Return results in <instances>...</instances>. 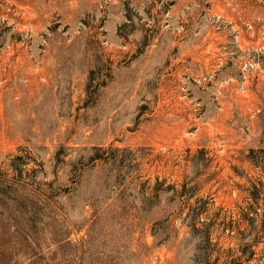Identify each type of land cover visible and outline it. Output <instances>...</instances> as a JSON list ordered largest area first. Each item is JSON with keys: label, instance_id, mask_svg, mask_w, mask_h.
I'll list each match as a JSON object with an SVG mask.
<instances>
[{"label": "rangeland", "instance_id": "374dc122", "mask_svg": "<svg viewBox=\"0 0 264 264\" xmlns=\"http://www.w3.org/2000/svg\"><path fill=\"white\" fill-rule=\"evenodd\" d=\"M100 1L0 0V264H264V0Z\"/></svg>", "mask_w": 264, "mask_h": 264}, {"label": "built area", "instance_id": "2783aa9c", "mask_svg": "<svg viewBox=\"0 0 264 264\" xmlns=\"http://www.w3.org/2000/svg\"><path fill=\"white\" fill-rule=\"evenodd\" d=\"M227 25H229L227 23ZM230 26V25H229ZM245 27L248 30H252V25L251 24H246ZM12 30L13 27L12 25L8 24L5 22L4 19L0 20V33L5 32V30ZM235 32L239 34V31L237 30V28L235 29ZM20 42H23L24 38L28 37L29 32L27 31H20ZM237 34V36H238ZM235 38L237 39L238 37L236 35H234ZM235 43H239L238 40L235 41ZM254 47L253 49H257L261 51L264 50V42L260 43ZM240 44V43H239ZM9 48L8 45H0V57L3 54V52L5 51V49ZM264 62V54H258L256 57L252 58V57H248L246 59H242V62L240 64V79L238 81H236L234 78L229 77L228 79H226L225 81H222L220 83H218L217 87H216V96H221L222 93L224 92V90H226L228 87H232V89H236V91L242 93V94H249L251 95V90L249 89V83L250 81H254L255 76H262L264 77V73H261V69L263 66H259L261 63ZM213 78L212 74L206 75L203 77V81H205L206 83H209L211 81V79ZM252 82L250 84V88L252 87ZM262 84L261 87L263 86L264 89V84L261 82ZM6 81L5 79L1 76L0 74V92L4 91L3 88L6 86ZM255 112H260L259 110H256ZM264 153V150H263Z\"/></svg>", "mask_w": 264, "mask_h": 264}, {"label": "crops", "instance_id": "0c3cea01", "mask_svg": "<svg viewBox=\"0 0 264 264\" xmlns=\"http://www.w3.org/2000/svg\"><path fill=\"white\" fill-rule=\"evenodd\" d=\"M135 1H137V2H143L144 0H135ZM90 2H94L97 6L95 7V5L91 4L90 8L85 9L86 10L85 12H88L87 13V16L97 17V16H100L101 15L103 20H102V23H100V24H97V23L91 21L90 23H88V28L91 29L92 28V25L96 24V26L100 27L105 32L106 31H111V29L113 27V24H114L113 17L117 18V16L119 15L118 14L119 9H117L116 11H114L111 8V6H110L107 9L106 14H105V12L103 10L100 13V11L98 12L96 8L99 6V2H101V1L100 0H90ZM112 2H116V0H112ZM52 6H53V8L56 7V5H52ZM91 7H93V8H91ZM105 16H106L107 19L104 18ZM42 17H46V18L48 17V15L46 14V12H44V11L40 12V22L42 21ZM120 17H121V15H120ZM115 22H118V21L115 20ZM42 24L43 23L41 22L40 23V26ZM116 40L117 41L119 40V37L118 36H116ZM18 58H23L21 56V53L19 54Z\"/></svg>", "mask_w": 264, "mask_h": 264}]
</instances>
